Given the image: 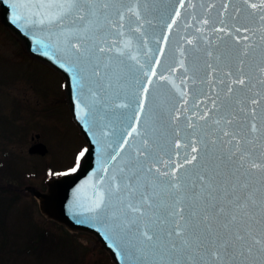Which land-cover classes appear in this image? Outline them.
Masks as SVG:
<instances>
[{
  "label": "snow or ice",
  "instance_id": "1",
  "mask_svg": "<svg viewBox=\"0 0 264 264\" xmlns=\"http://www.w3.org/2000/svg\"><path fill=\"white\" fill-rule=\"evenodd\" d=\"M240 2L249 10V22H240L238 8L226 16L229 0L215 19L213 4L202 5L206 15L194 17L197 31L209 25L221 34L224 52H206V68L214 79L199 77L197 85L196 76L181 78L178 99L160 115L158 128L140 119L141 95L148 91L144 82L137 81L139 87L130 95H121L122 86L113 83L109 72L114 63H138L129 51L132 39L126 21L135 19L129 30L138 33L146 47L142 29L153 26V20L141 14L140 0L9 3L13 23L25 19L55 32L65 55L90 70L95 87L88 89V106L96 110L99 105L105 116L110 114L105 127L111 128L116 143L111 159L119 157L93 210L107 212L137 264H264V0ZM169 15L176 17L166 22L170 30L179 26L180 13ZM185 26L194 25L185 20ZM187 43L198 50L192 40ZM184 54L180 50L181 57ZM101 94L110 102L101 101Z\"/></svg>",
  "mask_w": 264,
  "mask_h": 264
},
{
  "label": "water",
  "instance_id": "2",
  "mask_svg": "<svg viewBox=\"0 0 264 264\" xmlns=\"http://www.w3.org/2000/svg\"><path fill=\"white\" fill-rule=\"evenodd\" d=\"M2 1L4 2L2 19L5 25L25 43L34 57L50 65L64 77L71 111L89 146L76 173L48 181L46 193L37 189L32 190L33 195L39 200L42 213L48 219H53L72 231L94 235L115 264H137L130 255L126 239L113 230L111 222L107 219V212L93 210L96 196L108 188L119 157L115 161L111 159L116 143L111 128L105 127L110 114L105 116L99 105L96 110L88 106L92 102L88 89L95 87L90 79L89 68L82 63H75L65 55L63 42L57 38L55 32L34 26L25 19L13 23L14 13L9 3L14 0ZM255 2L259 4L260 0ZM181 3L184 4L183 8L180 6ZM222 3L224 0H140L141 14L153 20V26L145 25L142 29L147 33L146 47L141 44L140 35L129 30V27L135 24V19L126 21L129 27L125 30L132 39L129 51L138 57V63L131 60L125 65L114 63L109 72L113 74V83L122 86L121 95L125 93L130 95L139 87L137 81L144 82L143 87L148 91L141 95V103L144 105V112L140 115L141 121H147L153 127L160 126V115L171 109L174 101L178 99L176 89L181 86V78L196 76L197 85H200L199 77L207 75L209 79L215 78L214 75H209L211 70L206 68L205 62L209 59L206 52L211 50L214 56L224 52V44L218 38L221 34L214 33L209 25H203L200 31H197L194 17L206 15L202 5L213 4L211 17L215 19ZM234 8L242 10L241 23L251 20V17L245 19L249 10L240 0H229L227 17L233 14ZM19 11L24 14L22 9ZM173 12L180 13L179 26L173 25L169 30L166 22L176 18L169 15ZM226 16L222 15L221 18ZM185 20L194 26L186 27ZM228 23L231 24L232 21L228 20ZM236 35L233 32V36ZM239 35L243 38L246 34L241 32ZM165 37L167 42L164 40ZM188 40H192L198 50L193 49L187 43ZM180 50L185 53L183 57ZM181 60L183 65L180 63ZM211 63L216 65L214 59ZM220 66L222 67L223 63ZM185 68L188 70L187 73L184 71ZM145 72L148 73L147 76L143 75ZM161 76L165 79L161 80ZM149 80L151 83H148ZM173 84L176 88L172 87ZM188 84L189 87L185 91L188 92L186 99L190 105L191 79H188ZM203 87L208 90L206 84ZM100 99L105 103L110 102L107 94H101ZM114 123L117 127H123L118 121ZM105 132L108 133L107 136L104 135ZM41 148V151L32 149L31 152L44 154L46 149L44 146Z\"/></svg>",
  "mask_w": 264,
  "mask_h": 264
},
{
  "label": "rangeland",
  "instance_id": "3",
  "mask_svg": "<svg viewBox=\"0 0 264 264\" xmlns=\"http://www.w3.org/2000/svg\"><path fill=\"white\" fill-rule=\"evenodd\" d=\"M4 58L0 55V63ZM25 65L31 68L28 74L23 75L25 67L17 69L23 80L9 83L6 78L8 85L4 81L0 86V123L6 132L1 134L0 128V163H7L0 164V264H113L95 237L46 220L37 202L23 190L30 184L45 191L44 175L74 169L85 145L66 106L63 78L39 60ZM36 135L50 149L45 157L29 156ZM4 138L8 140L2 144ZM2 150L10 157L4 158ZM43 165L64 173H42ZM37 166L39 173H27ZM20 189L22 193H16ZM43 232L49 236L40 243Z\"/></svg>",
  "mask_w": 264,
  "mask_h": 264
},
{
  "label": "flooded vegetation",
  "instance_id": "4",
  "mask_svg": "<svg viewBox=\"0 0 264 264\" xmlns=\"http://www.w3.org/2000/svg\"><path fill=\"white\" fill-rule=\"evenodd\" d=\"M7 38H9L11 40L9 43L6 42ZM19 43L20 42H18L7 31V29L0 24V55L5 57L4 60L0 63V86H2L4 81H5V84L8 85L6 83V80H5L6 78L11 80V81H9V83H12L13 81H17V80L18 81L23 80L22 75L17 76V69L25 67L27 70L23 71V75L28 74V72L31 70V68L29 66L25 65V63H30L32 66L34 63V59L29 57L27 52L23 51V48L20 45L21 43L20 44ZM17 54L21 57V59L17 58L15 56ZM27 84L33 85L34 81L28 82ZM44 100L46 101V103L49 106L50 103H48L47 98H45ZM20 107H21V105H20ZM21 108H20V110H21ZM0 128H1V134H2L3 128L1 126V123H0ZM32 140H33L32 145H36L38 143V142H36L34 137L32 138ZM6 141H7V139L4 138V140L2 141V144H5Z\"/></svg>",
  "mask_w": 264,
  "mask_h": 264
}]
</instances>
